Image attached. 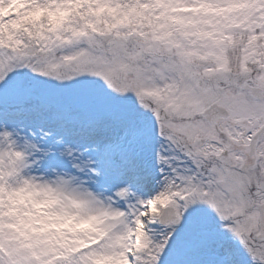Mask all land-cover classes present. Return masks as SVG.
Here are the masks:
<instances>
[{
  "label": "snow or ice",
  "instance_id": "snow-or-ice-1",
  "mask_svg": "<svg viewBox=\"0 0 264 264\" xmlns=\"http://www.w3.org/2000/svg\"><path fill=\"white\" fill-rule=\"evenodd\" d=\"M0 264H264V0H0Z\"/></svg>",
  "mask_w": 264,
  "mask_h": 264
}]
</instances>
